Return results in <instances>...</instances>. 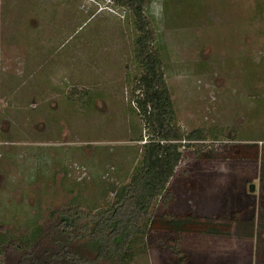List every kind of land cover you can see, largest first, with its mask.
Here are the masks:
<instances>
[{
	"label": "rangeland",
	"instance_id": "374dc122",
	"mask_svg": "<svg viewBox=\"0 0 264 264\" xmlns=\"http://www.w3.org/2000/svg\"><path fill=\"white\" fill-rule=\"evenodd\" d=\"M145 15L172 123L203 137L180 148L128 264H178L174 244L185 264H262L264 0H149ZM137 33L114 0H0V264L48 246L56 209L108 207L140 166Z\"/></svg>",
	"mask_w": 264,
	"mask_h": 264
},
{
	"label": "trees",
	"instance_id": "16d2710c",
	"mask_svg": "<svg viewBox=\"0 0 264 264\" xmlns=\"http://www.w3.org/2000/svg\"><path fill=\"white\" fill-rule=\"evenodd\" d=\"M114 1L130 10L138 32L134 55L142 72L135 78L133 101L147 127L141 164L105 209L86 211L77 205L56 209L53 234L46 236L48 246L39 248L35 243L21 254L16 264H128L127 248L138 224L146 220L157 198L170 194L167 183L181 160L180 148L203 137L200 129L185 133L172 123L173 102L159 53L152 45L154 33L145 15L149 0ZM39 114L42 116L40 111ZM261 151L264 157V147ZM261 188L262 202L264 183ZM178 223L175 225L180 226ZM170 250L179 256L178 264L186 263L185 253L175 244ZM84 251L90 252V256Z\"/></svg>",
	"mask_w": 264,
	"mask_h": 264
},
{
	"label": "water",
	"instance_id": "95a60500",
	"mask_svg": "<svg viewBox=\"0 0 264 264\" xmlns=\"http://www.w3.org/2000/svg\"><path fill=\"white\" fill-rule=\"evenodd\" d=\"M249 189H250V190H252V189H253V185H252V184L250 185Z\"/></svg>",
	"mask_w": 264,
	"mask_h": 264
}]
</instances>
